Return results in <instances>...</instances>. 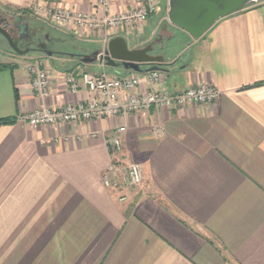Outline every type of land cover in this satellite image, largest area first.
Returning a JSON list of instances; mask_svg holds the SVG:
<instances>
[{
  "label": "crops",
  "instance_id": "0c3cea01",
  "mask_svg": "<svg viewBox=\"0 0 264 264\" xmlns=\"http://www.w3.org/2000/svg\"><path fill=\"white\" fill-rule=\"evenodd\" d=\"M94 2L42 4L91 13ZM33 3L0 0L12 13ZM38 23L51 34L100 43L97 52L106 47L103 32ZM159 27L147 20L119 36L130 49L142 48ZM173 37L159 39L167 53L178 47ZM17 58L0 63L10 65L0 71V120L13 121L0 125V264H264V0L164 57L162 90L210 84L218 92L210 105L32 130L16 118L93 99L86 89L70 94L65 74L106 71L72 55L37 54L23 65ZM37 60L50 75L45 100L33 94L25 71ZM140 68L145 72L115 68L106 75L143 77L150 67ZM119 126L126 128L121 157L140 163L145 176L122 202L101 184L110 163L106 138Z\"/></svg>",
  "mask_w": 264,
  "mask_h": 264
},
{
  "label": "built area",
  "instance_id": "2783aa9c",
  "mask_svg": "<svg viewBox=\"0 0 264 264\" xmlns=\"http://www.w3.org/2000/svg\"><path fill=\"white\" fill-rule=\"evenodd\" d=\"M43 2L44 0H34L27 14L50 25L85 30L91 34L103 32L106 34L104 45L110 39L120 37L119 34L123 31L135 33L150 15L157 12L156 0H95L96 10L91 13L52 8L42 4ZM120 5L125 7L121 9ZM114 8L115 12L112 11ZM44 66L43 61H36L25 68L30 89L39 100L50 97V75ZM163 78V72L160 71L147 72L143 77L135 74L122 78H109L103 72L95 75L73 71L62 77L67 91L76 94L81 89H86L93 95V99L85 103L67 104L61 108L41 107L20 114L16 121L35 130L81 121L127 117L150 109L171 110L187 105H210L218 97L217 90L210 84L190 87L178 93L165 92L162 90ZM142 83L147 84L150 89L139 91ZM125 132V126H119L106 138L110 163L101 175V184L105 189L115 192H120L122 188L136 187L144 179L140 163L123 165L122 136ZM124 200L126 197L120 195L118 201Z\"/></svg>",
  "mask_w": 264,
  "mask_h": 264
},
{
  "label": "water",
  "instance_id": "95a60500",
  "mask_svg": "<svg viewBox=\"0 0 264 264\" xmlns=\"http://www.w3.org/2000/svg\"><path fill=\"white\" fill-rule=\"evenodd\" d=\"M260 0H167V22L186 33L191 39L198 40L202 38L220 19L240 12L247 7L257 3ZM15 20H21L17 16ZM26 29V26H23ZM0 34L9 43V46L18 55H25L28 50L21 51L11 42L10 37L0 28ZM45 48V44L40 46ZM152 51V44L142 48L130 49L127 41L123 37H114L109 40L103 53L94 52L90 56L81 58L84 64L94 62H104L107 67L122 68L126 71L143 73L142 65H148L150 68L146 72L160 71L164 63V57L161 55H149ZM48 57L51 52L45 51Z\"/></svg>",
  "mask_w": 264,
  "mask_h": 264
},
{
  "label": "rangeland",
  "instance_id": "374dc122",
  "mask_svg": "<svg viewBox=\"0 0 264 264\" xmlns=\"http://www.w3.org/2000/svg\"><path fill=\"white\" fill-rule=\"evenodd\" d=\"M156 1H157V12L150 15L147 20L149 23L151 22V25L158 23L160 27H159V30H158L155 38L151 41V44L159 43V39L167 37L169 32H170V34L174 35V37H175V40H173V41H176V42L179 41L178 47L175 49L176 51H174V53H172V52L167 53L165 51V47L163 44H162L163 48H160L159 45L155 48V50L153 51V53L155 55L156 54L161 55V56L166 58V57L172 56L173 54L180 52L183 49V47L185 46V44L187 43V38L190 39V37L186 33H184L183 31H181L175 27L171 26L172 29L168 28L169 24L167 22V0H156ZM261 1H263V0L258 1L255 4H258ZM0 9L7 11V9L2 8L1 6H0ZM34 20H35L34 22H37V23L39 22L36 19H34ZM160 20L162 23H160ZM46 31L48 32V36H49L46 50L48 52L53 53L54 55L56 54L57 56H66V55H69V56L70 55L87 56V54H92V53L100 50V46H101L100 43H97V42H77V41H74L73 39L63 37V36L56 34V33L51 34L49 29H47ZM37 54H41L43 56L42 59L46 60V55L42 52H29L28 54L19 56L21 58L23 57L24 61H22L21 58H17L18 56L12 55L9 53V51L6 47V44L0 38V63L11 62L14 58H17L16 60H18V61L21 60L20 64L23 65L26 62L25 57H31V56H35ZM185 57H186V54L181 58V60H179V62H178L179 65L182 64V61L185 59ZM34 62H36V61H30V63H34ZM95 64H100L101 69L106 71L107 75H110L113 72V68L107 67L104 62H94L88 66H95ZM97 70H96V67H94L92 70L86 68L85 72L91 73V74L95 73V75H96V74L100 73V72L97 73L98 72ZM123 161L125 162L123 165H127L129 163H132L131 161H127L125 159ZM143 182H144V179H143ZM142 183L136 187H133V188H122L120 190V192H118V193L120 195L125 194L124 196L126 197L127 192H130V191L137 189L139 186L142 185Z\"/></svg>",
  "mask_w": 264,
  "mask_h": 264
},
{
  "label": "flooded vegetation",
  "instance_id": "af4514ba",
  "mask_svg": "<svg viewBox=\"0 0 264 264\" xmlns=\"http://www.w3.org/2000/svg\"><path fill=\"white\" fill-rule=\"evenodd\" d=\"M17 16L21 17L20 21H16ZM35 20L24 14H15L9 11L0 9V28L7 33L10 37L12 44L19 50L24 51L28 50L29 52H42L44 53L47 47V42L49 39L48 32L42 26L38 25ZM26 26V29L23 28ZM0 38L6 44V47L10 54L20 56L13 52L9 43L0 34ZM173 39V38H172ZM45 44V48L41 49L40 46ZM164 43L152 44V51L149 55H155L153 51L159 45L160 48H163ZM27 53V54H28ZM157 55V54H156Z\"/></svg>",
  "mask_w": 264,
  "mask_h": 264
},
{
  "label": "trees",
  "instance_id": "16d2710c",
  "mask_svg": "<svg viewBox=\"0 0 264 264\" xmlns=\"http://www.w3.org/2000/svg\"><path fill=\"white\" fill-rule=\"evenodd\" d=\"M15 13L16 14H24V15H27L28 16V12L27 11H25V10H16L15 11ZM37 23V22H36ZM38 25H40L39 23H37ZM41 26V25H40ZM43 27V26H42ZM173 40H175V37H173V39H172V41ZM56 55V54H55ZM72 57L73 58H77V60H79V65H81V63H80V56H78V55H72ZM10 65H8V64H0V71L1 70H4V69H6V68H8ZM10 123H13V121L12 120H0V125H2V124H10Z\"/></svg>",
  "mask_w": 264,
  "mask_h": 264
}]
</instances>
